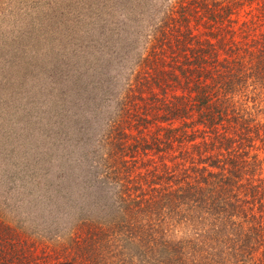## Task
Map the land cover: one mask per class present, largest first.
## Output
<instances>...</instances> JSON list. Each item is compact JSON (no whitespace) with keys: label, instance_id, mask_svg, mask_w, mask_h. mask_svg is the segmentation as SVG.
Here are the masks:
<instances>
[{"label":"trees","instance_id":"obj_1","mask_svg":"<svg viewBox=\"0 0 264 264\" xmlns=\"http://www.w3.org/2000/svg\"><path fill=\"white\" fill-rule=\"evenodd\" d=\"M163 2L85 183L0 199V264H264V0Z\"/></svg>","mask_w":264,"mask_h":264},{"label":"rangeland","instance_id":"obj_2","mask_svg":"<svg viewBox=\"0 0 264 264\" xmlns=\"http://www.w3.org/2000/svg\"><path fill=\"white\" fill-rule=\"evenodd\" d=\"M161 1L0 0L2 202L85 183Z\"/></svg>","mask_w":264,"mask_h":264}]
</instances>
